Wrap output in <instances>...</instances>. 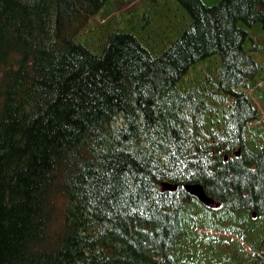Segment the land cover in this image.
Here are the masks:
<instances>
[{
    "label": "trees",
    "instance_id": "trees-1",
    "mask_svg": "<svg viewBox=\"0 0 264 264\" xmlns=\"http://www.w3.org/2000/svg\"><path fill=\"white\" fill-rule=\"evenodd\" d=\"M142 1L0 0V264H264V0Z\"/></svg>",
    "mask_w": 264,
    "mask_h": 264
},
{
    "label": "rangeland",
    "instance_id": "rangeland-1",
    "mask_svg": "<svg viewBox=\"0 0 264 264\" xmlns=\"http://www.w3.org/2000/svg\"><path fill=\"white\" fill-rule=\"evenodd\" d=\"M126 1L134 2L132 0H126ZM137 1H142V0H137ZM206 1L208 3H215L218 0H206ZM142 3H143V1L141 2V4ZM152 6L153 5H151V7ZM127 7H128V5H125V8H127ZM97 21H99V20H97ZM249 31H251L249 33L253 37V40H251L249 44L250 45L257 44L258 48L256 49L255 53L259 55L258 56L259 59L264 60V30H261L260 29V26L257 24L253 28H249ZM260 31H262V32H260ZM259 87L263 90V92H262V95H263L262 97L263 98L262 99L264 100V84H260ZM260 95L261 94H256V95L253 94V98H254L253 101H254V103H258ZM260 143H262V144L264 143V138L263 137H260ZM232 237L234 239L239 240L238 242H242L239 237L234 236V235H232ZM244 246H245L246 250H250L251 249V247L249 245H247V244H244Z\"/></svg>",
    "mask_w": 264,
    "mask_h": 264
},
{
    "label": "water",
    "instance_id": "water-1",
    "mask_svg": "<svg viewBox=\"0 0 264 264\" xmlns=\"http://www.w3.org/2000/svg\"><path fill=\"white\" fill-rule=\"evenodd\" d=\"M161 188L163 190H176L177 186L172 184V183L164 181L161 183ZM185 188L190 195L197 197L201 202H203L207 206L212 207L215 205V203L213 202L211 197H209L207 195V193L204 189V186L201 183H199V182L187 183V184H185ZM254 215H255V213H254Z\"/></svg>",
    "mask_w": 264,
    "mask_h": 264
},
{
    "label": "bare ground",
    "instance_id": "bare-ground-1",
    "mask_svg": "<svg viewBox=\"0 0 264 264\" xmlns=\"http://www.w3.org/2000/svg\"><path fill=\"white\" fill-rule=\"evenodd\" d=\"M135 1V0H134ZM132 3V2H131ZM122 4V3H121ZM124 7V6H123ZM119 9V8H118Z\"/></svg>",
    "mask_w": 264,
    "mask_h": 264
}]
</instances>
